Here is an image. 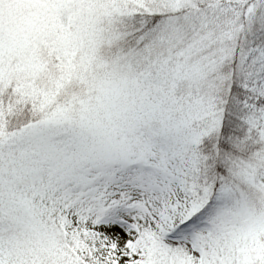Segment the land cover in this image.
Segmentation results:
<instances>
[{
	"label": "snow or ice",
	"instance_id": "1",
	"mask_svg": "<svg viewBox=\"0 0 264 264\" xmlns=\"http://www.w3.org/2000/svg\"><path fill=\"white\" fill-rule=\"evenodd\" d=\"M0 264H264V0H0Z\"/></svg>",
	"mask_w": 264,
	"mask_h": 264
}]
</instances>
